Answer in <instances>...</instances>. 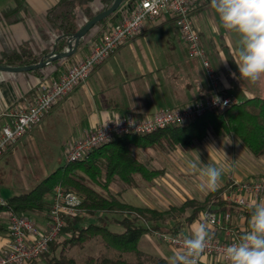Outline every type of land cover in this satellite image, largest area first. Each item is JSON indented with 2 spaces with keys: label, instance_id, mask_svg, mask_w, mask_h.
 <instances>
[{
  "label": "crops",
  "instance_id": "1",
  "mask_svg": "<svg viewBox=\"0 0 264 264\" xmlns=\"http://www.w3.org/2000/svg\"><path fill=\"white\" fill-rule=\"evenodd\" d=\"M57 1L0 0V51L7 47V41L22 44L32 39L35 40V36L36 39L41 40L40 34H43L44 38L49 37V24L46 20V13ZM162 16L167 15H160L159 17ZM195 16L198 17V15ZM202 20L204 22L199 27L193 20L196 30L198 31L199 29L203 35L210 37L216 47H218L217 40L220 34L225 35L227 33L229 36L235 34L223 29L219 19L217 31L213 27L209 28L211 24L208 19L204 17ZM200 38L203 43V38L201 36ZM54 39L42 51L50 48L54 43ZM146 40V37L143 38L142 35L134 37L128 44L113 51L104 63L102 62V64L94 67L96 69L92 73L90 99L86 98L88 103L90 102V106L84 107L82 104V100L85 99L87 93L85 87L78 88L75 92L74 89L69 97L62 98L52 107L50 114L46 118L58 113L62 115L61 119L64 121L68 120V123L77 122L79 125L75 130L74 137H76L82 134L85 129L93 128L122 114L145 117L161 109L179 108L187 103L203 99L210 94L212 84L200 61L183 56V53L186 54L187 52L185 43L180 50L178 48L166 50H155L147 47L135 48V46H142V43ZM85 42L87 43L86 38ZM203 46L211 66L213 64L212 67L218 78L217 88L221 92L240 90L244 89L245 86L255 84L237 78L239 73L234 63L237 50H232L228 53L220 51L218 54L213 52V54L208 56L207 49L205 45ZM4 52L7 53L9 51ZM88 52V44L82 43L69 57L60 59L56 63L48 64L40 70V75L39 72L34 74L28 71L10 72L0 70V130L8 120L6 113L9 110L16 105H25L33 102L34 92L31 91L32 88H36L40 83L53 80L54 72L64 67L63 64L67 65L70 62L82 59ZM233 73H235V77ZM238 95L241 96V94ZM252 96L257 95L250 94L248 97ZM209 138L214 139L209 134L203 141ZM216 138L226 139L224 137ZM245 155L247 161H249L246 152ZM237 161L236 157L234 159L235 165H238L239 162ZM250 164V166L243 167L241 162L239 163V169H236L232 174L234 181L244 182L246 179L250 180L249 177L252 179L264 178V155L258 157L255 162L250 161ZM243 171L245 174L242 173ZM221 198L226 202L223 211H218V206L213 204L209 206V209L216 214L229 212L228 221L223 220L221 225L211 226L200 213L194 221L185 224L178 231L190 235L193 223L205 222L208 224L210 236L219 240L229 238L232 231L243 234L248 229V220L254 200L250 202L248 208L242 209L226 200L225 194H222ZM25 214L39 226H45V211L27 212ZM146 240H148L147 234L139 240V250L155 254L167 262L169 257L177 251L175 249L172 251L173 248L169 249L165 245L159 246L152 240ZM8 245L9 238L4 232L0 234V253ZM202 264H227V261H222L215 255H204Z\"/></svg>",
  "mask_w": 264,
  "mask_h": 264
},
{
  "label": "trees",
  "instance_id": "2",
  "mask_svg": "<svg viewBox=\"0 0 264 264\" xmlns=\"http://www.w3.org/2000/svg\"><path fill=\"white\" fill-rule=\"evenodd\" d=\"M89 1L91 0H58L46 13V20L56 34L52 46L39 56L12 51L0 57V65L31 66L38 63L41 58L46 60L50 55L66 51L68 43L74 41V33L83 25L78 23L77 10L83 9ZM100 1L103 4L100 11L108 8L113 2V0ZM123 1L125 0H122V3ZM85 11L83 9L84 13ZM112 15L114 13L93 27L102 24ZM92 16L94 15H88L87 18L90 19ZM89 32L80 38L77 48L85 43ZM58 61L59 59L48 64ZM47 65L28 72L34 74L39 72L40 75V70ZM209 134L217 137L233 136L254 157H261L264 155V98L247 97L223 111H207L192 122L166 127L151 133L116 136L80 160L63 162L31 189L6 197L5 205L0 206V212L5 208L18 214L46 211L54 188L61 186L82 197L78 208L85 215L127 213L134 214V217L125 216L118 221L122 227L121 231L108 228L102 217L98 218L97 223H89L84 227L74 226L81 216L66 218L65 226L59 236L50 243L48 252L42 255L44 260L41 264H168L161 257L146 256L139 250L138 242L145 234L177 232L179 225L165 228L157 225L144 227L136 223L137 219H149L152 217L147 215L158 213L149 208L134 207L122 202L110 191V186L117 181L130 187L137 186V178L151 182L164 174L161 168L147 167L135 155L134 149L188 150ZM223 190L224 188H217L210 191L202 202L187 201L185 204L189 203L192 211L185 222L194 221L202 211L209 210L211 204L217 205L218 211H223L226 203L221 198ZM5 231L6 228L0 219V234ZM66 234L68 236L64 237L63 235ZM94 238H99L102 246L111 249L115 255H88L80 262L67 256L66 252L69 248L82 246Z\"/></svg>",
  "mask_w": 264,
  "mask_h": 264
},
{
  "label": "rangeland",
  "instance_id": "3",
  "mask_svg": "<svg viewBox=\"0 0 264 264\" xmlns=\"http://www.w3.org/2000/svg\"><path fill=\"white\" fill-rule=\"evenodd\" d=\"M102 7L103 4L100 0H91L87 2L83 8L86 10L85 13L81 8L77 10L78 23L84 24L85 21L88 20V15H95ZM195 15H198V17ZM113 16L114 15L102 24L93 27L86 36L87 42L89 40L95 41L100 38L106 25L110 23L108 21L112 22L114 20ZM192 17L197 27L204 22L202 19L205 17V19H208L211 24L209 28L213 27L217 31L219 26V17L210 7V0H199L192 12ZM48 34L49 37L47 38H44V35L40 34V37L42 38L41 40L36 39L35 36V40L32 39L22 44H17L14 41H7V47L0 51V57L12 51H16L20 54L31 53L34 56H39V53H43L44 51L42 50L52 43L56 35L54 30L49 25ZM139 35H142L143 38L146 37L147 40L142 43V46H135V48L147 47L155 50L178 48L180 50L184 45L173 18L171 16H162L150 21L137 34L128 39L117 49L125 46L131 39L138 37ZM199 35L203 38L204 44H202L205 45L208 56L209 54H213V52L218 54L220 51L228 53L232 50H238V35L233 34V36H229L226 33L225 36L220 34L217 40L219 48L213 43L214 41L210 40V37H206V35H203L200 31ZM85 44L87 45L86 42ZM4 51L9 52L5 53ZM112 53L113 52L109 55ZM183 56L185 58L192 59L188 56L187 52L186 54L183 53ZM72 63L74 62H70L67 65L63 64L64 67L55 71L53 76L54 79H57L62 72L64 73ZM95 69L91 71L88 77L74 90L75 92L78 88L85 87L87 97L85 96V99L82 100L84 107L90 106V102L88 103V99L86 98L90 99V85L92 73ZM212 69L214 70L213 67ZM36 88H32L31 90L34 92V95L37 90ZM237 91H239V93H237ZM71 93L67 96L69 97ZM221 93L231 95L238 101L243 100L250 94L264 98V78L255 82L252 86H245L244 89L229 90L228 92ZM238 94H241L243 98ZM50 112L47 115H49ZM46 116L41 120V122L31 128L23 137L10 146L3 156L0 157V195L3 198L31 189L52 170L65 162V150L69 142L75 136V130L79 124L73 121V123L71 122L72 125H70L71 123H68V120L66 119V121L62 120V115L58 113L50 115L47 118ZM211 136L214 139L209 138L205 141H203V139V142L201 141L199 143H195L194 147L188 150H182L180 148H174L168 151L157 149H134L135 155L139 160L144 162L147 167L161 168L163 169L164 174L151 182H145L137 178L136 180L138 185L131 187L117 181L110 186V191L117 195L122 202L134 207L149 208L158 213L156 215H147L152 217L149 219H137L136 223L144 227L157 225L160 227L171 228L179 225V229L183 228L185 224H188L185 222V219L192 211L190 204L185 203L190 200L202 202L210 192L201 191L199 189L198 186L201 183V178L198 173L189 169V161H196L199 156L201 162L205 164H214L216 166L223 165L226 169H230L223 174L219 186L217 187L224 188L221 193L222 197V194L227 192L228 185L233 183L234 179L232 174L236 169H239V163L241 162L243 167H247L251 165L250 161L255 162L258 160V157H254L241 142L239 143V140L235 137L225 136L224 138L226 139H217V136ZM221 150L226 154V157L228 158L227 161H225L222 152H218ZM245 152L249 161L246 159ZM236 157L238 159L237 162H239V166L234 164V159H236ZM242 173L245 174L244 171ZM249 179L252 178L249 177ZM247 180L248 179H246V181ZM125 216L133 218L134 214L126 213L118 215L102 213L94 216L81 215L80 219L74 224V226L84 227L89 223H97L98 218L102 217L104 218L108 228L114 231H121L122 227L118 224V221ZM158 234L159 232L149 233L147 234V238L148 240L156 242L159 246L165 245L169 249H172L170 246L159 240ZM63 236H68V234ZM172 251H174V249ZM141 252H143L146 256L156 257L155 254H149L146 253V251ZM66 254L68 257H72L78 262L82 261L88 255H115L111 249H106L102 246L99 238H94L82 246L71 247L67 250ZM42 255L29 264H41L44 260Z\"/></svg>",
  "mask_w": 264,
  "mask_h": 264
},
{
  "label": "built area",
  "instance_id": "4",
  "mask_svg": "<svg viewBox=\"0 0 264 264\" xmlns=\"http://www.w3.org/2000/svg\"><path fill=\"white\" fill-rule=\"evenodd\" d=\"M199 0H125L114 12L113 21H108L100 38L89 40L88 54L72 63L57 79L40 83L34 100L28 104H19L9 110L8 120L0 130V157L17 140L37 125L62 98L76 89L91 73L95 66L104 62L109 54L137 34L142 27L160 15L171 16L186 45L190 58L200 61L212 84L210 94L200 100L187 103L179 108H165L145 117L122 114L119 117L101 123L74 137L65 150V161H77L84 158L95 148L123 134H147L153 131L192 122L207 111H223L239 101L221 93L217 88L218 78L208 60L200 35L193 24L192 12ZM264 198V178L250 179L244 182L234 181L227 188L225 199L242 209L250 206L252 200ZM82 197L72 190L56 186L45 212V226L41 227L26 214H18L11 209H3L0 219L6 228L9 245L0 253V264H29L47 253L50 243L55 240L65 226L66 218L85 215L78 208ZM0 195V206L5 205ZM211 226L228 221L230 214H216L213 211L201 212ZM230 231V230H229ZM223 240L211 237L198 264H202L204 255H215L225 261L224 248L238 241L239 232H230ZM188 234L177 232H159L158 238L175 250L182 247L183 238Z\"/></svg>",
  "mask_w": 264,
  "mask_h": 264
},
{
  "label": "clouds",
  "instance_id": "5",
  "mask_svg": "<svg viewBox=\"0 0 264 264\" xmlns=\"http://www.w3.org/2000/svg\"><path fill=\"white\" fill-rule=\"evenodd\" d=\"M210 7L223 29L239 37L234 60L237 78L250 83L264 78V0H210ZM218 152L228 160L222 150ZM188 167L199 174L201 191H214L223 174L230 170L223 165L205 164L199 156L196 161H189ZM209 238L207 223H193L191 234L184 236L182 247L169 257L168 264H198ZM224 257L227 264H264V198L253 201L248 229L237 242L224 248Z\"/></svg>",
  "mask_w": 264,
  "mask_h": 264
},
{
  "label": "water",
  "instance_id": "6",
  "mask_svg": "<svg viewBox=\"0 0 264 264\" xmlns=\"http://www.w3.org/2000/svg\"><path fill=\"white\" fill-rule=\"evenodd\" d=\"M121 3H122V0H113L112 4L108 8H106L102 11H99L94 16H92L90 19H88L74 33V35H73L74 41H73V43H71V42L68 43V49L66 51H64L62 53L50 55L47 57L46 60H43V58H41V60L38 63L31 65V66L7 67V66L0 65V70L10 71V72L29 71L32 69L41 68V67L47 65L51 61L58 60V59L60 60V59L69 57L70 55H72L76 51L80 38H82L87 32H89V30H91V28L96 23L107 18L110 14L114 13L118 9V7L121 5Z\"/></svg>",
  "mask_w": 264,
  "mask_h": 264
}]
</instances>
